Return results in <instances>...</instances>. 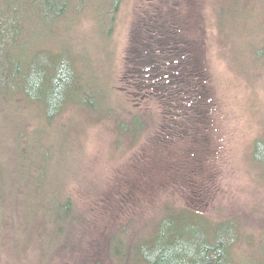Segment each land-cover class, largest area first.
<instances>
[{"label":"rangeland","instance_id":"obj_1","mask_svg":"<svg viewBox=\"0 0 264 264\" xmlns=\"http://www.w3.org/2000/svg\"><path fill=\"white\" fill-rule=\"evenodd\" d=\"M218 2L124 0L111 34L110 23L105 29L99 24L103 11L94 10L91 1L79 18L59 22L55 39L92 61L82 64L86 83L94 73L110 75V88L119 96H133L150 126L136 143L119 135L114 121L84 108L83 103H94L92 90L77 96L86 116L72 118L69 111L47 126L43 118L49 109L35 104L26 127L32 138L22 150L32 154L38 167L30 185L28 167L16 173V200L7 209L17 214L3 216L0 209V264H48L49 237L66 224L60 190L89 213L73 228L69 248L59 251L52 264H115L108 248L111 236L124 234L126 239L150 230L167 206L214 219L235 215L248 234L262 236L264 187L253 153L264 134V76L253 65L238 68L239 61L228 55L226 49L239 43L238 33L221 49L219 34L215 42ZM0 4L12 5L7 0ZM33 4L30 31L49 42V11L44 0ZM15 6L19 10L20 0L11 9ZM4 18L0 12V27L9 25L2 23ZM23 41L0 34V155L9 153L19 124L27 122L14 101H2L3 91L20 83L8 69ZM189 74L195 76L192 82ZM114 105L124 111L121 102ZM156 228L151 229L154 234L161 226ZM111 250L118 258L116 249Z\"/></svg>","mask_w":264,"mask_h":264},{"label":"trees","instance_id":"obj_2","mask_svg":"<svg viewBox=\"0 0 264 264\" xmlns=\"http://www.w3.org/2000/svg\"><path fill=\"white\" fill-rule=\"evenodd\" d=\"M8 1L16 5V0ZM37 1L42 0H20L21 7L17 11L16 6L11 9L12 5L5 8V5L0 4V12L5 16L2 23L9 24L8 27H0V34L6 32L10 40L17 37L25 40L18 44L20 54L10 61L11 68L8 69L13 81L20 83L10 90H4L2 101H14L19 114L27 121L19 124L15 142L8 147L9 153L0 155V209L3 208V216L17 214L15 209L11 212L7 209L10 200H16V173L28 167L31 173L28 174L29 180L26 182L32 183V172L38 167L33 162L32 154L22 150L23 145L27 146L32 138V135H26V127L29 125L35 104H44L46 109H49L46 119L43 118L47 126V122L51 125L69 111L74 113L72 118L78 113L85 115L80 110L81 102L77 101V96L87 95V92L92 90L96 108H93L94 103H83L84 108L90 106L92 111L103 119L114 121L119 135L136 143L144 130L150 126L140 111L141 107L135 104L133 96L123 93L119 96L120 93L110 88V75L100 71L93 74L90 83H86L87 74L82 64L92 61L83 59L82 51L73 49L70 43L55 39L59 22L68 16L79 18L85 8L87 9L88 1L94 5V10L99 7L103 11L99 13V24L105 29V25L110 23L107 29L111 34L116 14L124 0H44L51 25L49 42L47 36L43 37L30 31L29 9ZM216 5V12L213 14L215 42L220 36L221 49L228 46L230 36L238 33L239 43L226 49L228 55H231L234 61H239L238 68L245 70L253 65L255 70L264 76V0H221ZM17 13L18 18L15 19ZM195 72V76H199V73ZM195 76L189 74L187 77L192 82ZM187 83L189 85L188 81ZM118 102H121L124 111L114 108V104ZM84 111L88 113V110ZM123 117H126V120ZM49 147L54 149L53 144ZM55 158V154H52L51 160ZM253 159L259 165L258 172L262 176L264 187V134L256 140ZM60 196L64 202L66 224L61 233L49 237L52 251L48 264L55 262L54 256L59 251L69 248L73 228L89 213L76 198L68 195V191L64 193L60 190ZM155 224L157 231L161 226L157 234L151 231ZM152 227L126 239L124 234L112 235L108 248L111 258L116 260L115 264H264V233L261 237L248 234L245 228L241 227L240 218L235 215L214 219L190 208L167 206ZM247 243L251 244V248L245 247ZM135 245L136 251L133 250ZM111 246L116 249L118 258L115 257ZM242 255L244 261L241 260Z\"/></svg>","mask_w":264,"mask_h":264}]
</instances>
